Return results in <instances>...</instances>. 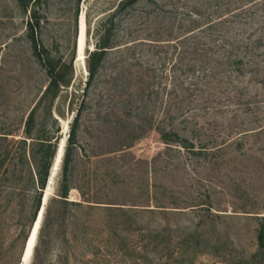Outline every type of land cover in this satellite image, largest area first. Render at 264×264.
I'll return each mask as SVG.
<instances>
[{
  "label": "rangeland",
  "instance_id": "obj_1",
  "mask_svg": "<svg viewBox=\"0 0 264 264\" xmlns=\"http://www.w3.org/2000/svg\"><path fill=\"white\" fill-rule=\"evenodd\" d=\"M36 1L24 12L0 0V264H24L40 193L38 141L65 140V153L79 110L68 202L62 158L27 264H264V45L233 47L262 36V14L240 13L216 39L207 29L182 40L204 25L191 12L207 0H138L124 9V0ZM84 8L89 46L103 21L116 14L117 24L116 46L90 87V50L86 65L76 53ZM34 9L39 47L73 62L70 83L42 102L50 78L27 35ZM229 53L244 59L243 74L213 60ZM170 129L206 154L164 143L161 131Z\"/></svg>",
  "mask_w": 264,
  "mask_h": 264
},
{
  "label": "trees",
  "instance_id": "obj_2",
  "mask_svg": "<svg viewBox=\"0 0 264 264\" xmlns=\"http://www.w3.org/2000/svg\"><path fill=\"white\" fill-rule=\"evenodd\" d=\"M18 5L21 7V9L24 12H27L30 9V6L33 5L36 7V5L39 4L36 0H16ZM138 0H124L122 9L126 8L127 6H130L134 3H136ZM238 1L237 5L235 7H232L234 4V0H228L225 8L221 7L222 5L219 4L220 0L212 1L207 0V2L201 3V7L198 6L195 7V11H192L191 14H194L196 16L203 15L204 16V22L197 27H190L186 29L184 33V37L182 40H186L188 36L196 33V32H204L207 29H211L215 35V39L218 37L219 32V25H222L224 22H235L237 18L240 17V13H245L247 18H252L254 14L261 13L262 18H264V0H235ZM240 2V5H239ZM215 3V4H214ZM208 5L207 7L205 6ZM206 7L212 8L215 7L216 11L207 13V10H205V13L201 11L199 8ZM223 9V10H222ZM243 11V12H242ZM225 12L228 14V16H225L223 14ZM222 13V14H221ZM213 14H220L215 19H212ZM229 15L230 18L229 19ZM225 16V17H224ZM252 22V21H251ZM247 23H250L247 21ZM28 25V37L31 41L32 48L34 49V54L39 60V62L45 66L47 70V74L49 76V84L47 85L45 91L42 94V97L40 99V102L50 99H55L58 94L60 93L61 87L66 86L70 83V78L68 77L69 71L73 69V62L68 64L67 67L66 63H62L61 59H54L46 50V48L39 47V43L36 37V29L39 25V19H38V13L36 9L33 10L30 14V18L27 22ZM116 14L110 16L108 19L103 21L100 26L97 29V41L95 44V49L93 51L88 52L87 57V67L89 70V79L87 83V87H90L94 79L99 73L100 68L104 65L105 60L107 58L108 52L116 46L115 42V36H116ZM264 28V25L263 27ZM229 42V41H228ZM240 42V43H239ZM236 41V43L233 44V47L237 50L240 48L243 49H259L264 45V30L262 36L258 37V39L252 41V39L247 43H242L241 41ZM77 48V46H76ZM77 50V49H76ZM196 52H198V49H194ZM204 50V49H203ZM77 53V52H76ZM233 54V51H231ZM237 56V55H236ZM74 59V58H73ZM212 60V58H211ZM216 64H227L229 66H236L238 72L241 74L244 73L245 68V61L241 57H235L233 58L231 54L229 53L227 56L226 62H221L220 60L213 59ZM219 65H217L215 68L219 69ZM259 72V69L257 70ZM80 114L81 110L78 111L72 129L69 133L68 137V143L65 150V155L63 159V177H62V185H61V192L60 197L61 200L68 202L67 198L70 191V183H69V174H70V168L72 165V162L74 160V154H75V147L78 143V128H79V122H80ZM35 112L34 110L29 115V118L27 120L26 125V132L28 135H31L33 132L34 124H35ZM161 137L164 143L166 144H181L183 147H186L190 149L191 151L195 152L199 155L206 154V150L200 149L195 150L194 143H192L189 139L181 137L180 133L175 130H163L161 131ZM55 137L52 135H45L40 138V141H38V148L36 150L37 152V161H36V168H35V179L37 188L39 189V195L37 199V207L36 211L34 213V221L36 220V217L38 215V212L42 205V197L44 194V191L48 184V179L50 176V170L53 165L57 149H58V138L54 140ZM258 245L260 250L264 251V216L262 217V223L260 225L259 231H258ZM25 248V247H24ZM36 251H38L37 247L35 248Z\"/></svg>",
  "mask_w": 264,
  "mask_h": 264
},
{
  "label": "water",
  "instance_id": "obj_3",
  "mask_svg": "<svg viewBox=\"0 0 264 264\" xmlns=\"http://www.w3.org/2000/svg\"><path fill=\"white\" fill-rule=\"evenodd\" d=\"M81 36H82V28H81V17H80L79 34H78V38H77V54L80 51V40H81ZM86 45H87V40L85 41V47L84 48H86ZM94 49H95V46H93L92 48L89 47V50L90 51H93ZM85 65H86V61H85ZM61 149L62 148L58 146L57 153H56V156H55L53 165H52L51 170H50V176H49V179H48V183L50 182V178H51V174L53 172L54 164L55 163H59L61 161V159H62V154H60ZM64 155H65V153H64ZM63 159H64V157H63ZM57 160H58V162H56ZM47 187H48V184H47ZM46 200H47V196H46V190H45L44 191V194H43V197H42V205H41V208H40V210L38 212V215L36 217V220L34 221L33 226L31 228L29 237H28V239L26 241L25 250H24V253H23V256H22V260H24V261H26V259L28 257L30 258L31 255L34 252L35 243H36V234L38 232V228L40 227V221H41L42 216H43V210L45 208L44 204L46 203ZM33 235L35 236V239H34L33 243H31V245H30V241H31V238L33 237ZM29 250H30V253H28Z\"/></svg>",
  "mask_w": 264,
  "mask_h": 264
},
{
  "label": "bare ground",
  "instance_id": "obj_4",
  "mask_svg": "<svg viewBox=\"0 0 264 264\" xmlns=\"http://www.w3.org/2000/svg\"><path fill=\"white\" fill-rule=\"evenodd\" d=\"M86 13H85V8L83 9V12H82V14H81V28H82V36H81V40H80V51H79V53H78V62L79 63H82L83 65H85V59H86V49L87 48H89V47H93L92 45H86V48H84L85 47V41H86ZM68 126H69V124L67 123V122H65V124H64V128H65V131L67 132V130H68ZM64 142H65V140H63L62 141V143H61V145H60V147L62 148L61 149V151H60V154H62V158H63V154H64ZM61 161H62V159H61ZM61 161L59 162V163H55L54 164V168H53V172H52V174H51V178H50V182H49V187H48V189H47V194L49 193V191L51 190V186H52V183H53V179H54V177H55V175L57 174V172H58V169H59V165H60V163H61ZM56 162H58V160L56 161ZM52 191V190H51ZM50 191V192H51ZM47 196V195H46ZM73 199V198H72ZM47 200H48V197H47ZM47 200H46V202H47ZM46 204V203H45ZM44 204V205H45ZM44 212H45V208H44V210H43V216H42V219H41V221H40V227H41V223H42V221H43V217H44ZM40 227L38 228V232H37V234H36V242H37V239H38V234H39V230H40ZM35 235V234H34ZM33 235V237L31 238V241H30V245H31V243H33V241H34V239H35V236ZM26 245V244H25ZM35 245H36V243H35ZM31 247V246H30ZM24 250H25V248H24ZM23 253H24V251H23ZM28 253H30V250H29V252ZM29 257L26 259V261H24L23 260V263L24 264H27L28 262H29Z\"/></svg>",
  "mask_w": 264,
  "mask_h": 264
}]
</instances>
